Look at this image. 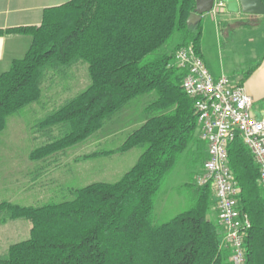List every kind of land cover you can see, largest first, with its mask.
Returning a JSON list of instances; mask_svg holds the SVG:
<instances>
[{
  "label": "trees",
  "instance_id": "1",
  "mask_svg": "<svg viewBox=\"0 0 264 264\" xmlns=\"http://www.w3.org/2000/svg\"><path fill=\"white\" fill-rule=\"evenodd\" d=\"M194 6L195 0H69L45 8L38 26L8 29L30 34L31 44L0 73V131L10 116L40 103L44 90H65L75 70L86 71L84 88L30 127L39 144L28 159L41 163L39 169L129 108L130 114L142 111L146 121L116 149L78 158L138 148L136 162L116 181L60 186L53 193L58 201L38 206L0 201V222L24 219L30 225L26 239L0 254V264H232L212 189L195 183L205 144L196 134L192 100L181 88L183 72L174 64L175 50L198 40L200 22L186 23ZM227 152L240 187L237 209L249 221L243 264H264L258 167L240 138ZM183 159L195 167L192 181L183 184L188 206L161 221L156 197Z\"/></svg>",
  "mask_w": 264,
  "mask_h": 264
},
{
  "label": "crops",
  "instance_id": "2",
  "mask_svg": "<svg viewBox=\"0 0 264 264\" xmlns=\"http://www.w3.org/2000/svg\"><path fill=\"white\" fill-rule=\"evenodd\" d=\"M67 1L69 0H0V73L7 70L14 59L23 57L31 44L30 34L8 31V29L38 26L45 8ZM236 15L237 13L230 11L221 12L216 17L210 13L203 14L197 21L200 22V29L195 49L213 76L225 74L233 84L243 86L253 99L251 108L253 115L261 118L264 117V15L243 13L246 17H253L252 21L247 20L250 18L241 20L236 18ZM239 22L245 25H238ZM132 109L133 107L117 115L89 136L93 148L91 153L116 149L130 132L146 121L145 115L140 110L138 114L132 115L130 120L125 121V117H129ZM196 131L199 137L198 128ZM115 139L118 141L114 144ZM7 149L8 151L0 148V152L5 150L11 154L6 157L7 160L14 163L24 159L20 155L22 152L19 148ZM133 150L134 148H130L124 152H113L91 158L105 157L109 162L122 160L111 170L120 177L132 166L136 154L129 159L126 157ZM204 155L206 157V147ZM29 161L26 154L27 168L31 165ZM6 201L25 205L12 199Z\"/></svg>",
  "mask_w": 264,
  "mask_h": 264
},
{
  "label": "rangeland",
  "instance_id": "3",
  "mask_svg": "<svg viewBox=\"0 0 264 264\" xmlns=\"http://www.w3.org/2000/svg\"><path fill=\"white\" fill-rule=\"evenodd\" d=\"M234 13H237L236 18L241 20L247 18H250L247 19L248 21L253 20V17L244 16L240 9ZM65 84L68 87L65 90L61 86L44 90L40 103L30 104L19 113L10 116L5 128L0 131V148H5L8 151L7 148L9 147H17L22 152L20 155L24 158L13 163L6 158L11 154L5 150L0 152V201L12 199L21 204L38 206L47 202L58 201L60 196L53 193L60 186L77 188L93 182H114L118 179L119 175L111 170L122 160L109 162L105 157L78 159L80 156L92 152L93 148L88 138L68 148L63 155H59L56 161L48 162L47 166L44 167L45 169H39L38 166L40 167L41 163L39 165L33 161L28 168L26 167L25 155L39 144L38 140L33 139L30 127L35 119L47 109L84 88L87 84L84 67L75 70L74 79ZM133 114L138 113H131L124 120H130ZM116 139L114 144L118 141ZM131 152L126 158L129 159L130 156L136 154L131 164L133 165L140 154V150L134 148ZM194 168L193 165L187 166L183 159L166 176L154 204V211L161 221L168 220L187 208L188 194L183 184L192 181ZM201 169L202 166L198 168V173L201 172ZM29 226V223L24 219L0 222V254L4 253L10 244L26 239L29 236Z\"/></svg>",
  "mask_w": 264,
  "mask_h": 264
},
{
  "label": "built area",
  "instance_id": "4",
  "mask_svg": "<svg viewBox=\"0 0 264 264\" xmlns=\"http://www.w3.org/2000/svg\"><path fill=\"white\" fill-rule=\"evenodd\" d=\"M224 11H228L226 3L214 0L209 13L216 17ZM174 64L183 72L181 88L192 100L199 138L206 147V160L195 183L212 189L229 260L243 264L249 221L237 209L240 187L229 167L227 151L240 138L258 167V181L264 188V117L253 115V99L242 85L233 84L225 74L215 77L209 72L193 44L175 50Z\"/></svg>",
  "mask_w": 264,
  "mask_h": 264
},
{
  "label": "water",
  "instance_id": "5",
  "mask_svg": "<svg viewBox=\"0 0 264 264\" xmlns=\"http://www.w3.org/2000/svg\"><path fill=\"white\" fill-rule=\"evenodd\" d=\"M214 0H195L194 10L188 15L186 23L194 25L203 14L209 13ZM226 3L227 10L237 12L239 9L245 14L264 15L263 0H221Z\"/></svg>",
  "mask_w": 264,
  "mask_h": 264
}]
</instances>
